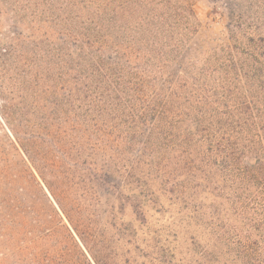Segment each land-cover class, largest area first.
<instances>
[{
	"label": "trees",
	"instance_id": "trees-1",
	"mask_svg": "<svg viewBox=\"0 0 264 264\" xmlns=\"http://www.w3.org/2000/svg\"><path fill=\"white\" fill-rule=\"evenodd\" d=\"M47 2L56 34L4 47L12 91L45 100L39 131L6 117L0 264H132L118 243L150 258L135 222L167 211L209 233L189 232L199 264H264V17L183 61L200 25L190 0Z\"/></svg>",
	"mask_w": 264,
	"mask_h": 264
},
{
	"label": "rangeland",
	"instance_id": "rangeland-1",
	"mask_svg": "<svg viewBox=\"0 0 264 264\" xmlns=\"http://www.w3.org/2000/svg\"><path fill=\"white\" fill-rule=\"evenodd\" d=\"M36 1L40 2L41 9L34 14V5L28 11L19 7L13 0H0V149L7 147L10 141L8 134L11 130L6 117H13L10 118L11 123L17 130H40L37 123L42 113L45 97L37 98L35 91L28 88L25 99L22 101L18 97L19 92L12 91V85L20 70L15 67L17 63L5 55L4 49V47H9L12 38L19 34L28 35L32 32L37 35L46 32L56 34V10L50 12L51 8L47 6L46 0ZM190 3H192L200 25L198 31L190 36L182 57L183 61L228 42L230 23H234L241 17H264V0H190ZM183 17H192V15L186 13ZM30 58L31 55H29ZM43 63V59H37L38 66ZM35 65L34 63L30 66L25 64L22 66L25 71L21 73H25L28 66V69H32L29 70L31 73L29 77L33 78L37 73ZM31 87L35 85L32 84ZM21 101L22 108L18 106ZM20 112L24 116H20L18 114ZM27 117L30 123L26 122L27 126H18L20 121L22 119L25 121ZM127 218L132 219V214L127 213ZM135 227L139 246L149 249L151 257L143 256L140 249L135 248L136 245L119 242V252L123 258H129L132 264H161L158 258L161 255L159 250H164L163 254L167 264H199V256L192 252L193 245L189 239V232L194 231L204 245L211 240L204 227L199 228L194 225L188 228L187 219L179 222V218L169 211L155 215L151 213L145 226L140 227L139 223L135 222Z\"/></svg>",
	"mask_w": 264,
	"mask_h": 264
}]
</instances>
